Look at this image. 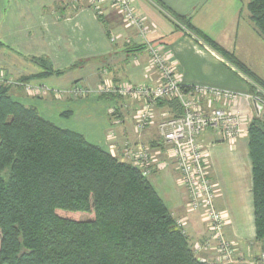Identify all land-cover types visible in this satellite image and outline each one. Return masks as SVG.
Returning <instances> with one entry per match:
<instances>
[{
  "label": "crops",
  "instance_id": "0c3cea01",
  "mask_svg": "<svg viewBox=\"0 0 264 264\" xmlns=\"http://www.w3.org/2000/svg\"><path fill=\"white\" fill-rule=\"evenodd\" d=\"M134 6L145 21L146 37L129 27L110 2L96 8L91 0H0V72L18 81L11 91L16 100L111 154L121 156L125 143L147 145L159 152V167L148 179L172 215L182 221L193 248L206 241L212 245L199 257L212 263L264 264V243L256 241L248 125L236 140H227L215 130L201 136L217 187L214 205L225 217L224 237L236 249L231 260H224L203 212L188 208L180 173L162 150L158 123L173 116L172 112L157 106L154 126L138 132L135 116L141 102L100 93L106 82L156 85L159 78L148 50L149 45L161 44L185 86L205 85L250 95L249 79L202 40L188 34L165 10L186 16L197 31L264 80V64L260 65L264 40L251 20L248 0H135ZM33 58L48 59L54 71H60L26 83L35 93L28 92L21 80L44 72ZM245 101L243 97L234 109L250 122L253 113L257 116L256 109L252 102V113ZM213 107L227 108L222 103ZM115 116L118 125L113 122Z\"/></svg>",
  "mask_w": 264,
  "mask_h": 264
},
{
  "label": "trees",
  "instance_id": "16d2710c",
  "mask_svg": "<svg viewBox=\"0 0 264 264\" xmlns=\"http://www.w3.org/2000/svg\"><path fill=\"white\" fill-rule=\"evenodd\" d=\"M247 8L264 40V0H248ZM165 10L264 89V80L197 31L186 16ZM33 62L44 72L21 79L24 85L60 73L48 59ZM14 84L0 80V264H221L196 255L149 177L16 100ZM250 91L255 92L252 86ZM158 106L169 108L170 118L183 115L177 99L160 100ZM247 132L256 241L264 243V110Z\"/></svg>",
  "mask_w": 264,
  "mask_h": 264
},
{
  "label": "built area",
  "instance_id": "2783aa9c",
  "mask_svg": "<svg viewBox=\"0 0 264 264\" xmlns=\"http://www.w3.org/2000/svg\"><path fill=\"white\" fill-rule=\"evenodd\" d=\"M134 1L91 0V3L98 8L110 2L129 27L137 28L140 36L146 37L145 21L138 15ZM112 41L115 39L112 38ZM148 52L150 62L159 78L156 85H122L106 82L101 86L100 93L141 102L142 106L135 116V128L138 132L154 126L155 110L160 100L177 99L180 102L183 109L181 117H167L158 123L162 150L172 159L180 173L181 185L188 194V208L191 211L203 212L217 241L220 258L231 260L236 249L232 242L225 239L223 232L225 217L214 205L217 187L211 178L201 136L209 130L221 132L227 140H236L242 136L249 121L239 109L234 108L238 107L243 97L252 102L257 98L205 85L185 86L177 77L173 61L165 52L163 45H149ZM249 82L252 83L250 80ZM25 86L28 92H35L33 86ZM77 93L86 92L78 90ZM215 103H222L227 108L213 107ZM113 122L116 125L120 124L117 116ZM110 135L116 142V132L112 130ZM120 158L137 168L145 177L151 176L160 163L159 152L153 151L147 145L125 143ZM178 224L183 227L182 221H178ZM203 248L207 250L210 248L208 241L204 246L198 245L194 252L199 254Z\"/></svg>",
  "mask_w": 264,
  "mask_h": 264
},
{
  "label": "rangeland",
  "instance_id": "374dc122",
  "mask_svg": "<svg viewBox=\"0 0 264 264\" xmlns=\"http://www.w3.org/2000/svg\"><path fill=\"white\" fill-rule=\"evenodd\" d=\"M261 49V56L263 57L264 56V51H263V49L262 48H260ZM260 60H261V58H260ZM264 64V60L262 59L261 60V62H260V65H263ZM233 66V65H232ZM238 72H240L235 66H233ZM241 73V72H240ZM0 80L1 81H5V80H9V82L10 83H17V80H15V79H13L12 77H10V76H8L6 73H3V72H0ZM251 81V80H250ZM252 82V81H251ZM19 83H17L16 85H18ZM15 85V84H14ZM15 85V86H16ZM251 86H252V88L255 90V92H251L250 91V96L252 97V98H257V100L261 103V104H263L264 105V89L261 87V86H259L257 83H255V82H252L251 83ZM26 93H27V90H26ZM33 93V92H32ZM31 93V94H32ZM35 93V92H34ZM246 102V107H249L248 109L249 110H251V112L253 113L254 112V110H252V108H253V106H252V100H249V101H245ZM252 107V108H251ZM252 113H250V111H245V114L246 115H248V117H251V114ZM254 114V118H255V113H253ZM253 118V119H254ZM162 121V120H161ZM160 121V122H161ZM159 122V123H160ZM249 123H251V122H249ZM247 125L249 126V124L247 123ZM207 242V241H206ZM205 242V243H206ZM205 243H203V244H198V245H202V246H204V244ZM197 245V246H198ZM217 245V244H216ZM196 246V247H197ZM212 245L209 243V247H211ZM196 247H194V249L196 248ZM204 251H208L206 248H203V251L202 252H200V253H203ZM199 253V254H200ZM199 254H196L197 256H199ZM199 258H201V257H199ZM201 259H203V258H201ZM203 260H205V259H203ZM222 264V263H221Z\"/></svg>",
  "mask_w": 264,
  "mask_h": 264
},
{
  "label": "water",
  "instance_id": "95a60500",
  "mask_svg": "<svg viewBox=\"0 0 264 264\" xmlns=\"http://www.w3.org/2000/svg\"><path fill=\"white\" fill-rule=\"evenodd\" d=\"M253 104H254V107L256 109L257 116L260 117L262 112H263V110H264V106L257 100H254Z\"/></svg>",
  "mask_w": 264,
  "mask_h": 264
}]
</instances>
